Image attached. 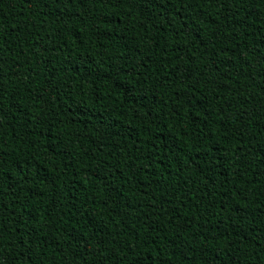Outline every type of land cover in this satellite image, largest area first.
Returning <instances> with one entry per match:
<instances>
[{"label": "trees", "instance_id": "obj_1", "mask_svg": "<svg viewBox=\"0 0 264 264\" xmlns=\"http://www.w3.org/2000/svg\"><path fill=\"white\" fill-rule=\"evenodd\" d=\"M0 264H264V0H0Z\"/></svg>", "mask_w": 264, "mask_h": 264}]
</instances>
